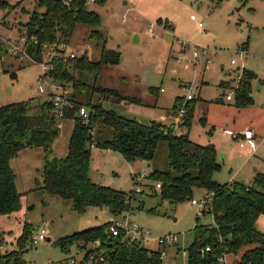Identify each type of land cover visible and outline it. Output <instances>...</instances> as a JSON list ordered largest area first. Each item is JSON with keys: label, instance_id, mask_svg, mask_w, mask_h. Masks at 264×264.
<instances>
[{"label": "rangeland", "instance_id": "obj_1", "mask_svg": "<svg viewBox=\"0 0 264 264\" xmlns=\"http://www.w3.org/2000/svg\"><path fill=\"white\" fill-rule=\"evenodd\" d=\"M1 1L5 5L0 6V106L32 99L38 103L50 100L37 89L43 66L10 53V45L27 35L25 25L30 17L43 13L44 9L38 7L39 0ZM89 8L99 15L100 26L77 25L66 54L78 53L80 58L87 52L93 62L101 61L105 55L108 62L97 75L71 68L75 77L90 87L114 90L123 97L140 100L127 103L114 99L115 104L105 100L102 103L106 110L146 125L166 124L168 109L177 97L185 98L191 87L197 105L189 138L197 144L217 148L221 168L214 180L228 184L235 179L253 186L259 171L254 162L264 156V0H106ZM193 16L196 21L191 20ZM199 24L203 27L199 28ZM151 25L158 37L150 36ZM93 30L99 31L101 37L91 38ZM168 34L172 37L170 41ZM182 42L199 49L198 62L194 61L193 51L182 46ZM45 46L44 63H48L57 49L55 45ZM245 72L253 77V104L239 108L235 90ZM12 73L17 75L16 80L11 79ZM225 82L227 87L222 86ZM229 95L232 101H227ZM98 99L99 95L95 94L93 102ZM202 118H206V126L201 124ZM73 128V120L63 122L53 145L54 157L66 155ZM246 129L259 133L258 153L253 158L241 153L248 152L241 147V134ZM101 130L102 135L97 138L100 141L109 138L112 131ZM176 130L184 131L181 126ZM167 165L165 143L160 145L152 162L141 160L134 164L117 152L95 147L88 174L92 182L128 194L140 186L141 194L131 202L134 215L130 222L151 233L152 239L143 246L155 251L158 247L154 239L175 235L178 242L166 247L167 256L162 260L164 264H188V248L194 240L197 218L200 217L201 224L213 225V216L199 214L191 201L171 203L161 199L157 183L149 177L141 185L134 184V175H149L154 169H167ZM44 166V152L36 148L22 149L12 161L17 185L24 195L20 212L0 217V230L6 232L5 238L11 243L5 249L17 252L24 264H62L78 250L81 251L78 259L82 260L96 242L75 244L68 254L57 242L109 223L112 214L104 207H89L80 214L73 210L71 201L42 191ZM206 194L207 191L196 189L193 199L199 201ZM26 222L34 229L31 239L43 229L47 234L46 240L37 245H32L29 239L21 255L17 241ZM10 245L14 246L12 250L7 249ZM97 252L104 255L106 251L100 247ZM227 263L237 264V260L231 257Z\"/></svg>", "mask_w": 264, "mask_h": 264}, {"label": "trees", "instance_id": "obj_2", "mask_svg": "<svg viewBox=\"0 0 264 264\" xmlns=\"http://www.w3.org/2000/svg\"><path fill=\"white\" fill-rule=\"evenodd\" d=\"M105 1L98 0L97 4H104ZM4 5L0 0V6ZM38 7L44 12L34 13L25 25L29 41L28 56L35 63L42 64L45 45L69 44L77 25L100 26L99 15L82 0H72L69 6L61 0H39ZM90 37L99 38L101 35L93 30ZM107 62L105 55L101 61L93 62L86 54L84 59L62 57L55 65L54 61L51 63L54 67L50 75L73 85L74 108L67 110L66 120H73L74 128L65 158H57L53 154V145L61 129L50 100L38 103L32 99L0 106V217L16 214L23 206V194L17 189L16 175L11 167V162L22 149L36 148L44 152V184L41 190L71 201L77 213L81 214L89 207H107L113 216H118L130 210L131 202L141 193L132 191L128 194L92 182L88 174L91 144L117 152L127 162L134 163L138 160L152 162L160 145L165 143L167 169H154L148 175L150 180L161 185L160 198L171 203H183L193 200L196 189L213 194L211 205L208 204L204 214L210 213L214 224H201L200 217L197 218L193 229L194 240L188 248V264H222L219 262L221 257L237 255L241 249L250 246L254 248L247 250L237 264H264V232L257 228V220L264 215V174H256L253 186L239 182L219 184L214 180V175L221 168L215 146L200 145L189 138L197 105L195 98L185 105L187 114L181 124L184 129L182 133L177 132L174 121L184 97H177L168 111V117H174L170 125L159 122L146 125L124 118L113 110H106L103 100L111 104L117 103L113 102L114 99L127 103H139L140 100L123 97L114 90L90 87L75 77L70 69L97 75ZM252 79V75L246 72L240 76L235 90L239 108L253 104ZM222 86L227 87L228 83ZM95 94L99 95L97 102H93ZM82 107L89 109L91 125L84 124L83 119L76 116ZM200 121L206 126V118ZM102 128L112 132L109 138L100 141L97 137L102 135ZM92 129L95 131L94 142L90 135ZM109 225L107 223L75 233L59 240L57 246L68 254L75 244L99 241L101 249L105 248L104 257L108 264H164L161 250L152 251L140 243L130 244L112 238L108 233ZM33 230L31 224H24L17 241L21 255L25 253ZM5 236L6 232L0 230V264H24L17 252L4 250ZM207 248L210 250L206 251ZM13 256L14 259H11Z\"/></svg>", "mask_w": 264, "mask_h": 264}, {"label": "built area", "instance_id": "obj_3", "mask_svg": "<svg viewBox=\"0 0 264 264\" xmlns=\"http://www.w3.org/2000/svg\"><path fill=\"white\" fill-rule=\"evenodd\" d=\"M65 5L69 6L70 2L72 0H61ZM85 2L87 7L89 8L90 5L97 4L98 0H82ZM90 9V8H89ZM191 20L196 21V18L193 16L191 17ZM154 26L151 25V29L149 28V34L151 37H158V34L152 29ZM199 28L203 27V24L198 25ZM28 37L27 35H22L20 38V41L14 42L10 45V53L18 58V59H23V58H29L28 56ZM69 44H55L56 46V54L55 57L50 59L48 63H44V57H43V73L38 79V85L37 89L38 92L46 96L50 99L52 105H53V110H54V115L55 119L58 122V126L61 129L63 122L66 120L67 117V110L68 109H73L74 108V102H73V85L71 82H68L65 79H58L56 77H53L50 75V71L53 70V67L51 63L56 62L58 59L65 57L69 58L71 60H75L79 58L78 53H68L66 54V50L68 48ZM182 46L186 47V49H191L193 51V58L195 62H198L199 59V49L196 46H190L189 44H186L184 42L181 43ZM47 45L45 47L48 48ZM58 46V47H57ZM61 53H64L61 54ZM67 55V56H66ZM44 56V52H43ZM234 64V62H232ZM237 89V88H236ZM163 92V90H162ZM194 95H193V90H191V87L188 90V94L185 97V100L183 103L179 106L178 114L177 117H175V126L176 128L181 126V124L184 121V118L187 114L186 110V103L193 100ZM227 101H232V96L229 95L227 97ZM76 116L80 117L83 119L84 124L91 125L90 122V111L86 107H82L80 110L76 112ZM90 135L92 137V141L94 142V136H95V131L93 129L90 131ZM243 137V143L241 145L242 148L248 147L251 152H255L257 149V141H256V136L254 132L251 129H246L242 134ZM92 149L95 148V143L91 144ZM135 177V186L136 184L141 185V183L144 181L145 178L148 177L146 173H142L139 175H134ZM140 186H136V189L134 190L136 193H140ZM157 189H161V185L157 184ZM213 194L209 193L206 194L205 197L200 199L199 201L193 199L191 201L192 205L198 207L199 209V214L204 215V212L206 211L209 202L212 199ZM132 209V208H131ZM127 210L124 213L118 215V216H113L110 218L109 221V229L108 233L112 238L115 239H122V241H125L127 243L133 244V243H140L143 244L147 240H151V233L144 229L143 227H140L137 224H132L130 222L131 216H133V211ZM46 230L43 229L41 230L35 238L32 237L31 239V244L32 245H37L41 241L46 240ZM154 242L158 246L159 250H161L162 255L161 259H164L166 257V253L164 251V248L167 246H170L172 244H176L178 242V237L175 235H167L158 239H154ZM101 246L100 242L97 241L96 245H94L92 248H90L85 256L83 257L82 260L78 259V256L80 254V250L77 251L76 255L71 256L67 258L62 264H102L107 262L106 258L104 255L100 254L97 252V249ZM210 249H206V251H209ZM219 262L224 264V257H221L219 259Z\"/></svg>", "mask_w": 264, "mask_h": 264}, {"label": "crops", "instance_id": "obj_4", "mask_svg": "<svg viewBox=\"0 0 264 264\" xmlns=\"http://www.w3.org/2000/svg\"><path fill=\"white\" fill-rule=\"evenodd\" d=\"M167 38H168V40L170 41L171 39H172V37H171V35H167ZM164 92V91H163ZM233 100V99H232ZM173 107V106H172ZM171 109V108H170ZM170 109H168V111L170 110ZM167 117H168V112H167ZM172 118H174V117H168V121H167V125H170L171 123H172ZM257 122L256 121H253V124H256ZM253 130V129H252ZM255 131H256V129H255ZM177 132L178 133H182V132H179L178 130H177ZM254 132V131H253ZM257 132V131H256ZM259 132H260V128H259ZM258 133V132H257ZM259 134V133H258ZM258 134H255V136H256V141H257V138L259 137V135ZM242 136V135H241ZM242 139H243V137H242ZM243 143V142H242ZM241 143V144H242ZM258 145V144H257ZM245 149H248V152L247 151H245L246 153H244L243 151L241 152L242 154H244V155H246L247 157H254L255 156V154L256 153H258V146H257V149H256V151L255 152H251V150L248 148V147H245ZM216 150H217V148H216ZM217 152H218V150H217ZM67 154H68V149H67V152H66V155H64V153H63V155L64 156H62V157H59V158H65L66 156H67ZM218 154H219V152H218ZM264 156H262V157H260L259 156V158L254 162V164H255V166L257 167V169L259 170H256V171H258V173H260V171H262L261 173H263L264 174V158H263ZM223 159H225V157L223 158ZM219 161V160H218ZM137 163H139V162H141V160H138V161H136ZM136 162H134V163H136ZM133 163V164H134ZM11 167H12V162H11ZM16 175V174H15ZM232 182H239V181H237V180H231L230 181V183H232ZM230 183H228V184H230ZM239 183H241V182H239ZM243 184V183H242ZM16 185H17V178H16ZM246 185V184H245ZM248 186V185H247ZM250 186V185H249ZM43 187V186H42ZM38 188H40V187H38ZM37 188V189H38ZM17 189H18V191L21 193V194H23V192H21V190L19 189V186L17 185ZM43 191V190H42ZM119 191V190H118ZM123 192V191H122ZM24 195V194H23ZM103 208V207H102ZM104 208H107V207H104ZM108 209V208H107ZM11 216H13V215H11ZM257 228L260 230V231H262V232H264V215H262V216H260L259 217V219L257 220ZM90 229V228H89ZM85 230H87V229H85ZM84 231V230H83ZM81 232V231H80ZM78 233V232H77ZM7 244H11V243H8V241L6 240V238H5V243H4V250H6L5 248H6V246H7ZM172 245H174V244H172ZM171 246V245H170ZM13 247L14 246H12V245H10L7 249H9V250H12L13 249ZM158 247V246H157ZM251 248H254V246L252 247V246H250V247H245V248H243V249H241V251L237 254V255H228V256H225L224 257V264H228L227 263V260L229 259V258H233V259H236L237 260V263L241 260V258H242V256H243V254L247 251V250H249V249H251ZM159 249V248H158ZM165 249H166V247L164 248V251H165ZM166 253V252H165ZM167 256V255H166ZM67 259V258H66ZM65 259V260H66ZM64 260V261H65Z\"/></svg>", "mask_w": 264, "mask_h": 264}, {"label": "water", "instance_id": "obj_5", "mask_svg": "<svg viewBox=\"0 0 264 264\" xmlns=\"http://www.w3.org/2000/svg\"><path fill=\"white\" fill-rule=\"evenodd\" d=\"M86 54H87V52H85L84 55L81 56V58L84 59ZM10 77H11L12 80H16L17 79V75L15 73H12L10 75Z\"/></svg>", "mask_w": 264, "mask_h": 264}]
</instances>
